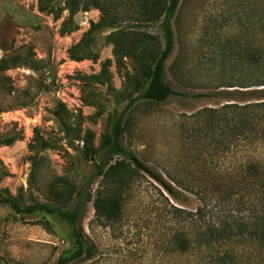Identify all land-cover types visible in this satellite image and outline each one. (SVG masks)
Wrapping results in <instances>:
<instances>
[{
  "label": "rangeland",
  "instance_id": "rangeland-1",
  "mask_svg": "<svg viewBox=\"0 0 264 264\" xmlns=\"http://www.w3.org/2000/svg\"><path fill=\"white\" fill-rule=\"evenodd\" d=\"M111 4L118 19L95 30L91 49L98 57L73 59L69 48L100 19L98 8L80 9L70 18L68 0H0V58L10 64L0 69V191L12 194L24 208L35 200H51L47 185L55 176L77 184L87 180L113 115L123 110L128 119L125 145L167 180L168 172L187 177L203 194L205 189L211 193L214 177L239 175L242 163L258 154L257 144L246 152L239 136L218 134L227 126L221 116H233L237 123L236 111L206 109L243 102L224 93L233 89L224 85L254 79L246 53L264 39V12L259 11L264 0H180L173 22L176 44L166 61L167 81L177 93L161 102L141 97L151 60L116 57L106 38L121 30L154 34L163 43L160 22L142 21L131 0ZM107 59L108 80L100 83L92 76ZM60 102L69 128L54 114ZM12 135L17 136L13 143L2 142ZM39 136L50 146L41 148ZM36 158L40 170L30 183ZM138 173L124 193L118 219L97 220L93 200L87 202L77 226L96 251L69 264H208L196 249L183 254L175 249L171 204L189 210L201 206L208 219L218 213L211 195L204 201L183 191L175 199L147 173ZM97 185H91L93 194ZM71 231L72 225L56 212L18 213L0 200V264H55L59 254L73 247ZM241 243L251 245L247 238Z\"/></svg>",
  "mask_w": 264,
  "mask_h": 264
},
{
  "label": "trees",
  "instance_id": "trees-1",
  "mask_svg": "<svg viewBox=\"0 0 264 264\" xmlns=\"http://www.w3.org/2000/svg\"><path fill=\"white\" fill-rule=\"evenodd\" d=\"M119 0H68L70 18L80 10H86L93 6L101 12L100 19L84 33L79 42L69 48L70 57L82 59L91 57L96 59L97 53L91 49L95 40L96 29L113 26L118 19V14L112 11V2ZM140 8L142 21L160 22L163 43L159 36L154 34L137 33L127 35L121 30H115L107 35V39L113 43V52L116 57L133 55L141 60H151V64L144 70L148 84L141 97L152 101L161 102L170 95L177 93L166 78V61L173 53L176 44L174 18L179 7L180 0H131ZM111 2V3H110ZM41 8L52 12L42 4ZM260 14L264 7L260 8ZM141 21V22H142ZM264 26V25H263ZM252 69H255L254 79L251 82L241 81L228 83L224 86L233 87L224 93L231 94L235 100L241 103L228 102L221 108L206 109L209 112H219L224 109L236 111L237 123L233 116L227 114L219 119L226 122L221 133H227L228 137L239 136L244 143L246 152L257 144L253 157L245 160L239 175L228 176L224 174L220 178L214 177V185L210 191L203 194L197 190L192 180L184 176L172 175L168 172L170 181L165 175L146 163L135 151L124 143V132L128 119L125 110L115 113L111 120L110 134L102 142V150L99 154L95 169L90 177L80 184L63 176H55L47 185V192L51 198L48 202L35 200L34 203L22 207L15 197L0 191V200L8 203L18 213L26 211L45 210L56 212L61 218L72 225L71 240L73 247L64 251L57 257L55 264H69L81 257H91L96 248L86 239L85 233L77 222L84 214L88 201L93 200L95 218L97 220H116L121 216L124 193L130 187V183L143 171L164 187L166 192L175 199H179L183 191L196 195L200 200H206L209 196L211 206L218 209V213L206 219L203 208L198 206L189 210L183 206L171 204L172 215L176 223V229L172 233V241L175 249L183 254L196 249L205 257L208 264H264V39L254 49L246 53ZM149 59V60H148ZM107 59L99 74L92 77L100 83L108 80ZM6 58H0V69L9 67ZM236 83V84H235ZM253 86H258L253 88ZM240 87L242 89H237ZM222 92V93H223ZM211 95L210 93H198L197 96ZM232 99V100H233ZM231 100V99H230ZM65 104L59 103L54 110L60 121L66 128L68 122L64 118ZM208 112V113H209ZM239 126L237 132L236 126ZM17 136H5L2 142L11 144ZM41 148L50 146V142L39 136ZM86 157H90L85 151ZM89 159V158H88ZM40 158L33 159L30 172V183H35L40 170ZM97 181L98 185L93 191L91 185ZM208 195V196H207ZM247 238L251 245L245 246L241 240ZM253 249L254 252L250 251ZM255 251L258 252L256 255ZM246 252L252 253L248 255ZM255 254V255H254Z\"/></svg>",
  "mask_w": 264,
  "mask_h": 264
}]
</instances>
